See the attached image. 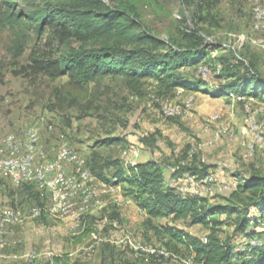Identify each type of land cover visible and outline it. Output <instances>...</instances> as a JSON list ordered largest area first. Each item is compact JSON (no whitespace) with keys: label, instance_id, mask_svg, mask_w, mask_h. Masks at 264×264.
Segmentation results:
<instances>
[{"label":"rangeland","instance_id":"374dc122","mask_svg":"<svg viewBox=\"0 0 264 264\" xmlns=\"http://www.w3.org/2000/svg\"><path fill=\"white\" fill-rule=\"evenodd\" d=\"M104 1L114 7L119 0ZM205 1L207 3L200 14L205 19L197 20L193 8L181 0H136V5L142 22L150 32L170 45L173 41L180 43L183 32L196 26L202 30L205 44L218 43L224 47L210 49L209 56L227 55L231 62H252L254 72L264 76V14L260 18L257 14L259 10L264 12V0ZM36 2L41 5L43 0ZM256 23L259 27L255 26ZM9 34L8 29L0 28V141L9 134H20L34 125L38 127L41 142L49 152L67 140L77 151L89 155L96 140L117 136L123 141L118 145L100 147L103 154L127 158L135 163L146 160L158 162L167 185L172 184V170L178 164L189 163L196 156V163L199 161L211 166L210 170L215 174L213 183L203 188L199 186L198 189L213 204L225 203L222 197L227 195V185L234 183L235 187L236 183L242 182L254 172L264 174V133L261 140H256V131L249 128L248 120L252 115L255 122L264 124V99L232 92L223 96L207 94L208 98L202 97V93L205 94L204 88L212 91L224 83L218 77L217 70L220 67H214L209 58L199 63L204 65L197 66V69L196 66L186 69L193 80L201 71L206 85L195 89L201 95L180 92L173 96L161 94L151 79L143 86L140 94H136L127 90L124 78L104 76L98 84L103 93L94 103L99 105L98 110L78 119L75 116L81 111L77 106L69 107L66 102L61 104L52 94V88L67 81V76L49 80L41 75L26 76L25 73H18L20 65L27 62L29 49L13 59L7 49ZM172 45L176 47V44ZM193 72H196V76L192 75ZM89 87L93 88L94 85L90 84ZM190 96L192 103L186 108L184 102ZM213 98H224V101L217 102ZM172 105L181 107L182 111L168 117L164 112ZM29 185L39 192L42 207L34 205L35 196L25 193L26 186L16 185L6 174L0 173V213L10 210L20 219L13 227L6 246L0 250V255L8 249L9 252L21 255L19 258H3L0 264H41L53 255L66 252L95 260L101 243L115 244L126 232H131L136 239L129 236V241L121 243L133 250L134 246L162 247L151 229L145 231L144 215L136 205L119 206L122 221L115 225L104 220L108 212L104 213L103 210L111 206L108 196L113 198L120 191L103 193L102 197L99 196V203L90 204L88 219L95 218V231L76 242L74 236L82 232L83 224L49 216L42 209L47 204L48 195L36 185ZM105 199L108 201L104 206ZM36 209L41 210V214L32 216ZM42 214L45 216L41 217ZM252 214L258 215L256 211ZM218 217L226 218L225 215ZM168 221L164 218L159 222ZM175 223L183 225L181 221ZM223 228L221 235L231 234L232 229L227 226ZM186 229L206 239L208 230L202 225ZM15 237L20 238L16 244L12 241ZM262 238L255 236L245 239L239 234L236 240L238 248L249 255L252 247L261 244ZM121 251L119 254L122 259L130 264H159L152 259L136 258L131 252ZM181 257L186 259H182L181 264L194 260L188 250ZM168 263L174 264L172 261Z\"/></svg>","mask_w":264,"mask_h":264},{"label":"trees","instance_id":"16d2710c","mask_svg":"<svg viewBox=\"0 0 264 264\" xmlns=\"http://www.w3.org/2000/svg\"><path fill=\"white\" fill-rule=\"evenodd\" d=\"M181 1L193 8L195 20L205 19L200 15L207 3L205 0ZM0 28L10 32L7 49L13 59L29 49L27 62L20 65L18 73L41 75L49 80L67 76V81L52 88V94L61 104L77 106L81 111L75 116L78 119L98 110L99 105L94 103L103 93L98 84L104 76L124 78L127 90L136 94L151 79L159 93L173 96L179 88L205 87L201 71L198 76L192 73L196 76L193 80L186 69L190 66L197 69L207 58L214 67H220L218 77L224 83L216 90L204 88L205 94L223 96L232 92L264 99V76L254 72L252 62H231L227 55L209 56L210 49L224 47L218 43L205 44L203 32L196 26L183 32L180 43L172 42L176 47L170 45L153 35L142 22L136 0H119L114 7L104 0H43L41 5L36 0H0ZM90 84L94 87L90 88ZM122 141L117 136L96 140L87 166L99 182L122 188L146 213L145 231L151 229L160 248L175 256L167 261L152 255L145 258L159 264L169 261L181 264L185 259L181 255L188 250L194 253L192 260L197 264H264V174L254 172L227 191L222 197L225 203L213 204L204 194L183 195L178 191V181L186 175L197 180L207 174L215 177L211 166L196 163V156L189 163L178 164L171 172V177L177 178L174 179L176 188L166 184L158 162L147 160L125 165L120 157L103 154L99 149ZM20 185L26 186L25 193L35 196L34 205L43 206L34 186ZM103 211L108 212L104 215L108 222L122 221L116 205ZM253 211L258 215H253ZM88 215L82 218L83 230L74 236L76 242L95 231L96 220H89ZM164 218L170 222H159ZM176 221L183 225H176ZM198 224L208 230L206 239L187 231L186 227ZM225 226L232 230L223 236L220 232ZM239 234L245 239L260 236L263 241L252 247L248 255L238 248ZM117 248L115 244L103 242L95 260L66 252L53 255L41 264H130L122 259Z\"/></svg>","mask_w":264,"mask_h":264},{"label":"bare ground","instance_id":"6f19581e","mask_svg":"<svg viewBox=\"0 0 264 264\" xmlns=\"http://www.w3.org/2000/svg\"><path fill=\"white\" fill-rule=\"evenodd\" d=\"M257 14L260 18L264 12L261 13L259 10ZM255 26L259 27V24L256 23ZM191 103L192 97L190 96L184 102V106L189 108ZM171 107H177V109L170 110L168 117L169 115H174L179 113V111H182L181 107L173 105ZM168 108L169 107H167L164 112L166 115ZM251 116L248 119L250 124L249 128L256 131L255 137L257 138L256 140H259L260 137L263 136L262 133H264V124L255 122L254 118ZM27 137L28 143L33 144L29 147V149L23 148L27 147ZM40 141V131L38 127L34 125L22 131L20 134H9L5 136L0 141V163H5L0 164V173L10 172L9 164H12V157H27L29 165L26 169V174L21 176L18 180V184L16 179H13V174H6L10 180L16 185L24 183L34 184L39 189L43 190L46 195H48L49 199L47 204L42 209L49 216L59 219L69 218L77 224L81 223L82 218L89 213L88 208L90 204L93 202L99 203V195L90 194L95 191V186L98 185V187H100V185L102 186V183H100L90 172L87 166V158L82 153H80L79 156H76L77 150L67 142L60 143L55 148L50 150L51 152H49L46 146H43V142ZM64 145L65 149L68 150L69 160L67 163L57 162L58 174L57 171L48 172V179H52V186H49L48 183L42 182V173L36 172V169L37 167L55 165L57 160L67 161V154H60ZM9 150L10 155H8ZM81 174L82 183H85L82 188L80 183ZM213 180V174H207L204 178L199 180H197L194 176L186 175L178 181V191L183 195L187 193L200 194L198 191L199 186L203 188L205 185L213 183ZM40 214L41 210L36 209L32 216H38ZM19 220L18 215L13 211L7 210L0 213V250L6 246L7 238L12 234V229L19 222ZM155 249L159 251H155ZM135 251L139 256L143 254L152 255L165 261L169 260L171 257H175L172 253H169L161 248H154V246H136ZM185 264L197 263H194L193 260H187Z\"/></svg>","mask_w":264,"mask_h":264},{"label":"crops","instance_id":"0c3cea01","mask_svg":"<svg viewBox=\"0 0 264 264\" xmlns=\"http://www.w3.org/2000/svg\"><path fill=\"white\" fill-rule=\"evenodd\" d=\"M177 92H180V93H185V94H187V93H194L195 95H201V93L200 92H198V91H195V90H184V89H182V88H179L178 90H177ZM202 97H207L208 98V95L207 94H203L202 93ZM213 100H215V101H217V102H219V101H224V98H219V99H214L213 98ZM90 153H91V151H90ZM90 153H89V155H90ZM85 155V154H84ZM89 155L87 154V155H85V157L87 158V159H89ZM122 155H123V153H122ZM121 155V156H122ZM121 159L123 160V162H124V164L126 165V164H128V163H130V164H134L136 161H132V160H129L128 161V159L127 158H123V157H121ZM147 161V160H146ZM145 162V161H144ZM138 163V162H137ZM171 179V182H172V184H170V185H173V186H175L176 188H177V186H176V183H174L175 181H174V179H177V178H170ZM165 180H166V177H165ZM170 182V183H171ZM101 183V182H100ZM102 186H104L105 188H107L106 190H104V193H110V192H116V191H120L117 195H115V196H113V198L110 196H108V200H109V204L110 205H116L117 206V208H118V210L120 211V207L119 206H121L122 204H133V205H136L135 204V202L129 197V196H127V195H125L124 194V192H123V190H122V188L120 187V186H115V185H106V184H104L103 185V183H102ZM234 189V183H232V185L230 184V186H228L227 185V188H226V191L225 192H227V191H231V190H233ZM206 197H208V196H206ZM108 200H106L105 199V201H104V206H105V204L107 203V201ZM137 207V206H136ZM138 208V207H137ZM138 210L141 212V213H143V215H144V219L147 217V215H146V213L143 211V210H141V209H139L138 208ZM120 214H121V211H120ZM121 216H122V214H121ZM66 220H70L69 218H67ZM104 220H107L106 218L104 219ZM123 220H124V218H123ZM70 221H72V220H70ZM117 221H110V222H108V223H111V224H114L115 225V223H116ZM192 234V233H191ZM129 236H131L132 238L134 237L133 236V234L131 233V232H126V233H124L123 234V236H122V238H118L117 239V244L115 243V245L117 246L118 245V248H120V250H122V251H125V252H131L136 258H145V257H138L137 256V254H136V252L134 251L135 250V247L136 246H134V250L131 248V247H127L124 243L122 244L121 242L122 241H129L130 239H129ZM9 238V237H8ZM8 238H7V240H8ZM16 238V237H15ZM134 239H136L135 237H134ZM105 240H107V239H105ZM104 240V241H105ZM13 241V243L14 244H16V241H20V238H16V239H13L12 240ZM109 241H111V240H109ZM7 244V243H6ZM15 245H13L12 247H11V249L14 247ZM9 250L10 249H8V250H6V253L5 254H3V255H0V260L1 259H3V258H19V257H21V255H19V254H17V253H12V252H9ZM188 252H190L191 254H192V256L194 257V253H192L191 251H188ZM0 254H1V251H0ZM25 257V256H24ZM148 259V258H147ZM148 260H151V259H148ZM147 260V261H148ZM162 264H169V263H162Z\"/></svg>","mask_w":264,"mask_h":264},{"label":"built area","instance_id":"2783aa9c","mask_svg":"<svg viewBox=\"0 0 264 264\" xmlns=\"http://www.w3.org/2000/svg\"><path fill=\"white\" fill-rule=\"evenodd\" d=\"M190 106H191V104L189 105V107ZM173 109H177V107H169L168 111H167V116L170 113V110H173ZM32 145L33 144L28 143V137H27V147H23V148L29 149V147ZM60 154H67V161H58L57 160L55 165H47V167H37V169H36V172L42 173V182L48 183L49 186H52V179H48V172L49 171H57V162L67 163L69 160L68 159V150L65 149V145H64L63 149L61 150ZM79 154H80V151H77L76 156H79ZM8 155H10V150H9ZM0 164H5V163H0ZM9 165H10V172H2V173L3 174H13V179H16L17 184H18V180L21 178V176H23V174H26V169L28 168L29 160H27V157H12V164H9ZM57 174H58V171H57ZM206 180H207V178H206ZM80 183H81V188L84 187L85 183H82V174H81V182ZM106 189L107 188H105V187H98V185H97V186H95V191L92 192L90 195L102 196L104 193V190H106ZM73 201H76V200H73ZM155 251H159V250L155 249Z\"/></svg>","mask_w":264,"mask_h":264}]
</instances>
